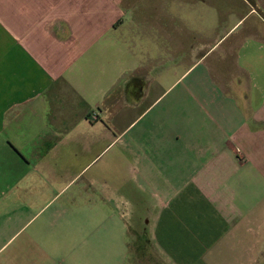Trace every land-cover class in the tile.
<instances>
[{"label": "crops", "instance_id": "obj_1", "mask_svg": "<svg viewBox=\"0 0 264 264\" xmlns=\"http://www.w3.org/2000/svg\"><path fill=\"white\" fill-rule=\"evenodd\" d=\"M139 229L264 264V0H0V264H140Z\"/></svg>", "mask_w": 264, "mask_h": 264}, {"label": "rangeland", "instance_id": "obj_2", "mask_svg": "<svg viewBox=\"0 0 264 264\" xmlns=\"http://www.w3.org/2000/svg\"><path fill=\"white\" fill-rule=\"evenodd\" d=\"M143 231V232H142ZM137 235H135L136 237H133V239L131 240V245H130V250L132 252L131 256H133L132 258L135 260V254L137 252V259L141 260L140 264H156L157 261H153L154 257L152 253H155L154 249L150 248V244H147V238L143 235L145 234V229H139V232L136 233ZM130 236H132V233L129 234ZM129 236V238H130ZM140 252L142 254H140ZM135 253V254H133ZM134 262V261H133ZM156 262V263H154Z\"/></svg>", "mask_w": 264, "mask_h": 264}]
</instances>
